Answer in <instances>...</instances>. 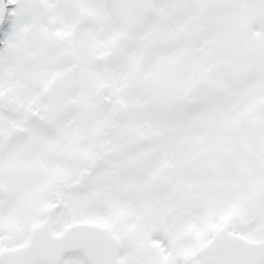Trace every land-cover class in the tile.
<instances>
[{
    "label": "snow or ice",
    "instance_id": "snow-or-ice-1",
    "mask_svg": "<svg viewBox=\"0 0 264 264\" xmlns=\"http://www.w3.org/2000/svg\"><path fill=\"white\" fill-rule=\"evenodd\" d=\"M0 264H264V0H0Z\"/></svg>",
    "mask_w": 264,
    "mask_h": 264
}]
</instances>
